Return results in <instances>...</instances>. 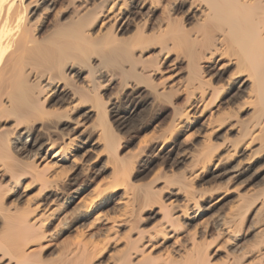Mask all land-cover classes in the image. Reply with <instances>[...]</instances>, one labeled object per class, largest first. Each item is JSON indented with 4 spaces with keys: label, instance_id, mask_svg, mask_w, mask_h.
<instances>
[{
    "label": "bare ground",
    "instance_id": "6f19581e",
    "mask_svg": "<svg viewBox=\"0 0 264 264\" xmlns=\"http://www.w3.org/2000/svg\"><path fill=\"white\" fill-rule=\"evenodd\" d=\"M5 259L264 264V0H0Z\"/></svg>",
    "mask_w": 264,
    "mask_h": 264
},
{
    "label": "rangeland",
    "instance_id": "374dc122",
    "mask_svg": "<svg viewBox=\"0 0 264 264\" xmlns=\"http://www.w3.org/2000/svg\"><path fill=\"white\" fill-rule=\"evenodd\" d=\"M162 69H161V71L159 72V75L157 76L156 75V78H158L161 74H162V76H164L165 74H167V73H170L171 72V68H169V67H161ZM174 74V73H173ZM179 76H181L180 75V73H175V75H170L169 76V80H166L167 81V83L168 82H170V79L171 80H175V79H177ZM161 77V76H160ZM141 107H138L137 109H140ZM144 107L142 106V108L140 109V110H136L133 114H131L130 116H129V119H127L128 121H127V123H128V125L129 124H133V123H135L137 120H139L140 118H145V117H150L151 115H152V113L151 112H147V110L144 108ZM135 114V115H134ZM149 114V115H148ZM133 121V122H132ZM44 255H47V256H49L48 255V252H45V254ZM3 262V261H2ZM2 262H0V264H3Z\"/></svg>",
    "mask_w": 264,
    "mask_h": 264
},
{
    "label": "snow or ice",
    "instance_id": "6c2138e0",
    "mask_svg": "<svg viewBox=\"0 0 264 264\" xmlns=\"http://www.w3.org/2000/svg\"><path fill=\"white\" fill-rule=\"evenodd\" d=\"M4 264H7V260L5 259Z\"/></svg>",
    "mask_w": 264,
    "mask_h": 264
}]
</instances>
